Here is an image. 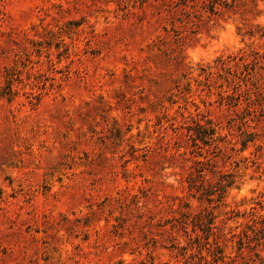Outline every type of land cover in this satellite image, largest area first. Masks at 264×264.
<instances>
[{
    "label": "rangeland",
    "instance_id": "374dc122",
    "mask_svg": "<svg viewBox=\"0 0 264 264\" xmlns=\"http://www.w3.org/2000/svg\"><path fill=\"white\" fill-rule=\"evenodd\" d=\"M0 264H264V0H0Z\"/></svg>",
    "mask_w": 264,
    "mask_h": 264
}]
</instances>
